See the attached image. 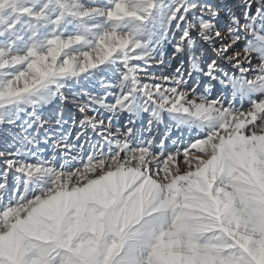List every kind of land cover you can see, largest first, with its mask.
Returning <instances> with one entry per match:
<instances>
[{"label":"snow or ice","instance_id":"obj_1","mask_svg":"<svg viewBox=\"0 0 264 264\" xmlns=\"http://www.w3.org/2000/svg\"><path fill=\"white\" fill-rule=\"evenodd\" d=\"M0 264H264V0H0Z\"/></svg>","mask_w":264,"mask_h":264},{"label":"rangeland","instance_id":"obj_2","mask_svg":"<svg viewBox=\"0 0 264 264\" xmlns=\"http://www.w3.org/2000/svg\"><path fill=\"white\" fill-rule=\"evenodd\" d=\"M220 2L223 3H231L234 2V0H220Z\"/></svg>","mask_w":264,"mask_h":264}]
</instances>
